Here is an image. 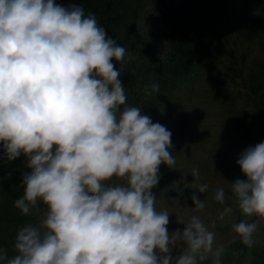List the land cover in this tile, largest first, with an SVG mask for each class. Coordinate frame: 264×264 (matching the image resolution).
<instances>
[{"label": "clouds", "instance_id": "obj_1", "mask_svg": "<svg viewBox=\"0 0 264 264\" xmlns=\"http://www.w3.org/2000/svg\"><path fill=\"white\" fill-rule=\"evenodd\" d=\"M125 54L79 5L0 0V145L4 159L23 156L31 170L14 207L39 217L18 229L14 256L0 248V264H172L178 243L175 264L209 257L221 264L224 249L213 248L215 233L199 216L177 220L185 227L169 232L170 214L156 210L160 165L175 169L172 133L127 103L119 79ZM144 90L159 93V84ZM236 163L246 179L231 191L246 219L232 227L251 248L260 223L247 218L264 221V141ZM191 175L198 178V169ZM113 177L125 183H105ZM196 193L199 212L205 204ZM224 199L217 189L215 200ZM231 212L226 207L220 219Z\"/></svg>", "mask_w": 264, "mask_h": 264}, {"label": "trees", "instance_id": "obj_2", "mask_svg": "<svg viewBox=\"0 0 264 264\" xmlns=\"http://www.w3.org/2000/svg\"><path fill=\"white\" fill-rule=\"evenodd\" d=\"M55 2L65 7L76 4L84 9L86 16L89 13L94 14L107 34L126 49L119 79L124 85L127 103L141 107L144 114L151 108L173 106L172 100L178 96L176 89L189 94L197 86L202 87L206 83L212 85L213 80L204 76L205 72L214 70L213 73H219L220 61L231 62V71L239 79V83H232L239 90L226 95L227 110L234 115L230 116L234 121L233 131L238 132L239 137L246 136L245 140L252 146L264 141V47L262 57L254 65L246 62L249 57L246 49L241 50L238 56H232V48H236L237 40L228 41L225 35L219 37V28L228 19L230 0ZM112 62L117 69L120 68L118 62ZM233 75L230 78L232 80ZM153 83L159 84V93L147 95L145 85ZM246 106H251V112L245 109ZM173 114L175 117H182L177 112H173L172 116ZM187 117L188 113L183 114L181 123L187 121ZM164 123L172 133V148L169 151L177 159L182 148V139L187 130L191 131V126L179 131ZM161 124L163 125V121ZM179 127L180 125L177 126ZM1 166L3 179L0 181V248L7 249L11 258L16 254L14 242L18 229L26 224H36L39 217L34 214L24 216L14 207V201L23 194L22 175L31 171L25 166L24 159L19 157L11 162L5 160ZM169 169L165 164L160 165V178L155 188L167 185L172 175ZM230 195L234 197L232 193ZM39 207L42 216L45 212L44 205L40 204ZM239 215L238 223L246 219L241 212ZM230 244L231 253L238 255L239 262L244 260V256L248 255L247 246L240 238ZM253 252L254 257L252 254L247 264H264V241Z\"/></svg>", "mask_w": 264, "mask_h": 264}, {"label": "rangeland", "instance_id": "obj_3", "mask_svg": "<svg viewBox=\"0 0 264 264\" xmlns=\"http://www.w3.org/2000/svg\"><path fill=\"white\" fill-rule=\"evenodd\" d=\"M230 3L228 19L220 26L219 37L222 38L225 35L228 41L236 39L237 46L235 49L232 48L234 53L232 56H238L241 50L246 49L249 54L246 62L248 65H254L262 57L264 47V0H230ZM221 58L223 59V57ZM230 63L220 61L219 73H213L214 70L205 72L204 76L210 77L214 81H212V85L206 83L202 87L197 86L189 94L176 89L178 96L172 100L173 106L164 105L161 108L147 110L146 115H149L154 123L161 124L163 121V125L166 122L179 131L191 126V131L187 130L186 135H183L182 148L178 158L175 159V169L168 170L172 171L170 180L167 185L162 188H153L152 191L156 195V210H166L170 214L167 225L169 232L176 229L183 230L185 225L178 223L177 220L187 222L190 216H199L209 231L215 233L213 248L222 247L224 249L221 264H247L252 254L254 257V249L264 241V221L258 217L249 218V222H259L260 228L253 235L254 245L251 248L247 247L248 255L239 262L238 255L235 256V252L232 254L229 250L230 243L239 238L233 231L232 225L238 223V217L241 216L235 197H232L230 193H232L233 181L246 179L240 167L238 168L236 160L243 150L252 145L245 140L246 136L239 137L238 132L233 131L232 123L234 121L231 117L234 115L226 107V95L239 90L235 89L232 84L233 81L239 83V79L234 77ZM231 75L234 80L230 79ZM215 83H219V85ZM245 109L251 112V106H246ZM170 112H177L182 117H175L174 114L172 116ZM185 113H188V120L181 123ZM179 125L180 127L177 128ZM20 158L25 161L23 156ZM5 160L2 145H0V181L3 179L1 165ZM193 169H198V178L191 175ZM105 183L114 185L125 183V181L113 177ZM201 184L208 185L205 193L198 192ZM217 189L224 190L223 204L215 200ZM194 193L205 204L202 211H195L191 200ZM226 207H231L232 212L226 214L221 220L220 214ZM44 208L46 211V206ZM213 222L215 223L214 227L212 226ZM182 251L183 247L179 243L172 247V264H175ZM200 264H212V258L209 257Z\"/></svg>", "mask_w": 264, "mask_h": 264}]
</instances>
